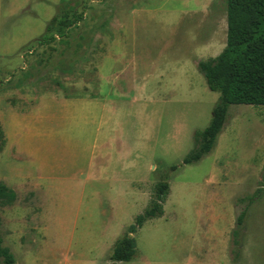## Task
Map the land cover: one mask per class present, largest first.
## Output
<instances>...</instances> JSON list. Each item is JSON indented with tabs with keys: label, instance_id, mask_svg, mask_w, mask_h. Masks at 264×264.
Listing matches in <instances>:
<instances>
[{
	"label": "rangeland",
	"instance_id": "1",
	"mask_svg": "<svg viewBox=\"0 0 264 264\" xmlns=\"http://www.w3.org/2000/svg\"><path fill=\"white\" fill-rule=\"evenodd\" d=\"M53 16L55 38L34 42ZM225 42L226 0H0L12 264H264V105H229L213 149L182 163L219 98L197 61ZM158 181L163 214L134 233L131 260H112Z\"/></svg>",
	"mask_w": 264,
	"mask_h": 264
},
{
	"label": "trees",
	"instance_id": "2",
	"mask_svg": "<svg viewBox=\"0 0 264 264\" xmlns=\"http://www.w3.org/2000/svg\"><path fill=\"white\" fill-rule=\"evenodd\" d=\"M55 20L53 16L46 24L44 33L33 41L44 44L54 39L56 35L52 25ZM71 23V20H59L55 24L56 30H64ZM197 67L208 88L217 91L219 98L208 125L194 132V146L183 158V164L197 162L213 149L227 119L229 105H264V0H226L225 46L216 56L198 61ZM168 192L169 184L166 181L155 184L154 195L147 207L115 240L110 255L112 260L127 262L134 257L136 240L130 234L136 233L146 220L163 214V203ZM15 197V191L0 181V201L11 202ZM244 214L245 210H241L237 215L236 228L242 224ZM236 228L232 230L233 236L238 233ZM2 241L0 235V259L5 264H12L14 255L8 247L3 246Z\"/></svg>",
	"mask_w": 264,
	"mask_h": 264
},
{
	"label": "crops",
	"instance_id": "3",
	"mask_svg": "<svg viewBox=\"0 0 264 264\" xmlns=\"http://www.w3.org/2000/svg\"><path fill=\"white\" fill-rule=\"evenodd\" d=\"M209 34H210V36H209V38H208V40H207V38H206V40H202L201 41V43H210V41H211V31L209 30V32H208ZM109 38V37H108ZM198 61H200V60H198ZM198 61H197V63H198ZM91 76H92V74H91ZM91 78H93V77H91ZM90 82H91V80H89V81H87L86 80V82H85V84L84 85H87V86H89L90 87ZM99 84V82L97 83V85ZM0 126H1V129H2V132H3V135H4V138H5V143H6V135H5V132H4V130H3V128H2V124H1V122H0ZM36 187H38V186H36ZM34 188V187H33ZM35 190H37L36 188H34ZM15 191V190H14ZM124 234V233H123ZM122 234V235H123ZM121 235V236H122ZM134 234H130V236H133ZM120 237V236H119ZM118 238V237H117ZM116 238V239H117ZM112 248H113V246H112ZM111 252H112V250H111ZM110 252V253H111ZM118 262H122V261H118Z\"/></svg>",
	"mask_w": 264,
	"mask_h": 264
}]
</instances>
